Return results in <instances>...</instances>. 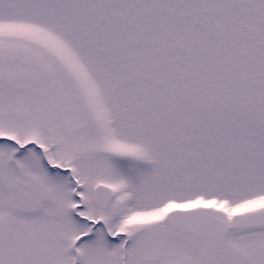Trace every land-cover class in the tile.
<instances>
[{
	"label": "snow or ice",
	"instance_id": "1",
	"mask_svg": "<svg viewBox=\"0 0 264 264\" xmlns=\"http://www.w3.org/2000/svg\"><path fill=\"white\" fill-rule=\"evenodd\" d=\"M0 264H264V0H0Z\"/></svg>",
	"mask_w": 264,
	"mask_h": 264
}]
</instances>
